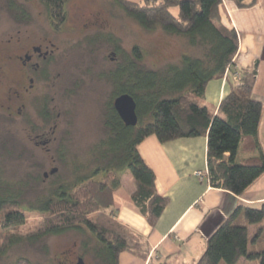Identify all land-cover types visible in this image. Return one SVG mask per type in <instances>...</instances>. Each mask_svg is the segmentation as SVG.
Wrapping results in <instances>:
<instances>
[{
    "label": "trees",
    "instance_id": "1",
    "mask_svg": "<svg viewBox=\"0 0 264 264\" xmlns=\"http://www.w3.org/2000/svg\"><path fill=\"white\" fill-rule=\"evenodd\" d=\"M66 1L45 0L49 18L58 20L56 23L64 19ZM223 1L238 8L255 3V0H112L143 29H161L166 34L184 37L190 47L200 48L203 55L182 52L177 62L160 68L146 67L142 49L133 46L123 62L106 76L113 88L104 112L107 137L92 148L93 157L85 164L97 165L92 166L88 176L75 182L58 180L51 193L35 198L34 203L23 202L25 185L0 182V239L4 230H17L25 223L27 211L36 210L45 216L43 224L29 235L12 234V244L39 241L84 227L94 241L91 256L96 264H119L123 252L146 260L148 248L143 238L117 219L114 203L116 191L121 187L118 172L124 170L131 174L134 183L128 199L150 227L155 226L167 205L168 197L157 192L155 173L137 149L149 135L160 143L206 136V180L211 187L235 195H242L264 173V155L236 161L239 151L253 153L259 147L257 135L263 105L251 97L254 76L237 75L236 83L216 111L204 102L207 83L232 70L238 48L235 29L221 19ZM123 93L136 102L135 126H126L113 107V99ZM64 154L59 148V159L64 160ZM239 216L246 223L238 224ZM247 225L256 228L253 249L249 247ZM4 239L6 247L8 238ZM82 247L84 254L88 248ZM240 258L251 264L255 261L264 264V207L237 206L208 237L196 264H237ZM16 264L32 263L21 259Z\"/></svg>",
    "mask_w": 264,
    "mask_h": 264
},
{
    "label": "rangeland",
    "instance_id": "2",
    "mask_svg": "<svg viewBox=\"0 0 264 264\" xmlns=\"http://www.w3.org/2000/svg\"><path fill=\"white\" fill-rule=\"evenodd\" d=\"M29 1L28 25L45 36L47 45L54 43L49 46L54 52L46 60L45 105L40 116H32L31 122L24 123L0 120V182L25 185L23 202L34 203L35 198L51 193L58 180L75 182L88 176L92 166L97 165L85 164L93 157L92 148L107 137L104 112L113 88L106 76L123 62L133 46L142 49L143 64L154 68L177 62L182 52L203 54L200 48L190 47L184 37L166 34L161 29H143L112 0H68L64 4V19L59 23L49 18L46 6L37 7V0ZM9 2L0 0V37L9 29ZM94 14L104 22L103 27L83 33L81 25L88 15ZM43 140L47 141L45 145L40 143ZM59 148L66 153L64 160L58 157ZM52 167L56 172L42 181L43 173ZM118 173V193L126 196L134 188L132 176L124 170ZM44 218L36 210L27 211L25 223L17 230L1 233L0 264H16L21 259L32 264H77L83 245L88 248L82 255L84 264H96L91 256L94 241L84 227L39 241L12 244L11 236L31 234ZM3 237L8 238L6 247Z\"/></svg>",
    "mask_w": 264,
    "mask_h": 264
},
{
    "label": "crops",
    "instance_id": "3",
    "mask_svg": "<svg viewBox=\"0 0 264 264\" xmlns=\"http://www.w3.org/2000/svg\"><path fill=\"white\" fill-rule=\"evenodd\" d=\"M220 13L222 22L235 29L238 48L232 70H227L221 79L207 83L204 102L216 111L221 99L236 83L237 75L249 73L254 76L251 97L263 105L257 135L259 147L253 153L239 151L236 155L239 161L264 155V0H255L253 5L242 8L223 1ZM137 149L155 173L157 192L169 201L155 226L150 227L128 199L133 189L126 196L116 191L117 219L139 234L148 248L146 260L123 252L119 255V264H196L208 237L237 206L264 207V173L242 195L211 187L206 177L196 175L207 168L206 136L160 143L154 135H149ZM236 222L246 223L242 216ZM247 226L251 238L249 247L253 249L256 229L254 225ZM238 263L251 264L245 258H240Z\"/></svg>",
    "mask_w": 264,
    "mask_h": 264
},
{
    "label": "flooded vegetation",
    "instance_id": "4",
    "mask_svg": "<svg viewBox=\"0 0 264 264\" xmlns=\"http://www.w3.org/2000/svg\"><path fill=\"white\" fill-rule=\"evenodd\" d=\"M29 3V0H10L9 29L0 37V120L9 123L31 122L32 116H40L39 111L45 105L46 60L54 52L49 48L54 43L47 45L45 36L29 27ZM37 3V7H45V0ZM91 16L80 27L83 33L103 27L98 14ZM52 170L55 171L51 173ZM55 172V167L45 171L42 181Z\"/></svg>",
    "mask_w": 264,
    "mask_h": 264
},
{
    "label": "water",
    "instance_id": "5",
    "mask_svg": "<svg viewBox=\"0 0 264 264\" xmlns=\"http://www.w3.org/2000/svg\"><path fill=\"white\" fill-rule=\"evenodd\" d=\"M113 107L126 126H135L137 124L136 102L131 95L123 93L116 96L113 99ZM54 171L52 170L51 173ZM77 264H84L81 257L78 258Z\"/></svg>",
    "mask_w": 264,
    "mask_h": 264
},
{
    "label": "built area",
    "instance_id": "6",
    "mask_svg": "<svg viewBox=\"0 0 264 264\" xmlns=\"http://www.w3.org/2000/svg\"><path fill=\"white\" fill-rule=\"evenodd\" d=\"M196 175H197L199 178L206 177V170H205L204 172H196Z\"/></svg>",
    "mask_w": 264,
    "mask_h": 264
}]
</instances>
